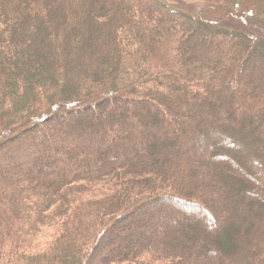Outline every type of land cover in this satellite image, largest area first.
<instances>
[{"label": "trees", "instance_id": "obj_1", "mask_svg": "<svg viewBox=\"0 0 264 264\" xmlns=\"http://www.w3.org/2000/svg\"><path fill=\"white\" fill-rule=\"evenodd\" d=\"M0 264H264V0H0Z\"/></svg>", "mask_w": 264, "mask_h": 264}]
</instances>
